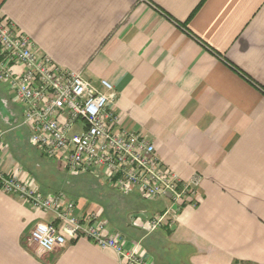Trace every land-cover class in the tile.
Wrapping results in <instances>:
<instances>
[{
    "label": "crops",
    "instance_id": "crops-1",
    "mask_svg": "<svg viewBox=\"0 0 264 264\" xmlns=\"http://www.w3.org/2000/svg\"><path fill=\"white\" fill-rule=\"evenodd\" d=\"M3 18L58 65L111 81L119 127L147 137L183 179H200L196 203L151 233L146 219L169 200L115 192L104 175L83 174L100 190L93 203L68 192L79 213L138 243L148 264H264V0H0ZM25 110L0 84V166L50 195ZM54 221L0 190V264H124L86 239L38 252L32 229Z\"/></svg>",
    "mask_w": 264,
    "mask_h": 264
},
{
    "label": "built area",
    "instance_id": "built-area-1",
    "mask_svg": "<svg viewBox=\"0 0 264 264\" xmlns=\"http://www.w3.org/2000/svg\"><path fill=\"white\" fill-rule=\"evenodd\" d=\"M0 84H7L26 106L23 123L32 130L31 144L60 161L69 175H104L112 189L125 195L137 192L147 200L168 199L163 213L146 219L148 232L173 222L185 204L196 203L198 177L183 179L164 165L147 137L119 127L120 117L111 107L117 98L111 81H92L58 65L8 18L0 19ZM3 139L0 130V151ZM0 190L54 215V222H38L30 233L38 252L52 253L68 241L86 239L115 251L124 264H148L138 243L127 247L123 233H107L98 214L79 213L77 202L66 192L40 194L1 166ZM131 217L135 221L138 214Z\"/></svg>",
    "mask_w": 264,
    "mask_h": 264
},
{
    "label": "rangeland",
    "instance_id": "rangeland-1",
    "mask_svg": "<svg viewBox=\"0 0 264 264\" xmlns=\"http://www.w3.org/2000/svg\"><path fill=\"white\" fill-rule=\"evenodd\" d=\"M85 176L87 179H83ZM89 175L71 176L69 175L58 160L49 159L44 156V175L39 179L44 192L56 193L58 191H64L68 194H78L77 191L84 193V198L89 202H94L96 195L100 194V190L94 189V180ZM115 192H119L116 189H112ZM92 195V197H91ZM148 201V200H147ZM149 202V201H148Z\"/></svg>",
    "mask_w": 264,
    "mask_h": 264
}]
</instances>
